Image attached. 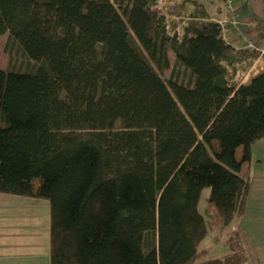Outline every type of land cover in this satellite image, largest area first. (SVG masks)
Masks as SVG:
<instances>
[{"label": "trees", "instance_id": "obj_1", "mask_svg": "<svg viewBox=\"0 0 264 264\" xmlns=\"http://www.w3.org/2000/svg\"><path fill=\"white\" fill-rule=\"evenodd\" d=\"M158 1L0 0V191L48 199L50 264H250L238 228L200 261V201L245 210L264 67L230 78L260 49L204 9L175 35Z\"/></svg>", "mask_w": 264, "mask_h": 264}, {"label": "rangeland", "instance_id": "obj_2", "mask_svg": "<svg viewBox=\"0 0 264 264\" xmlns=\"http://www.w3.org/2000/svg\"><path fill=\"white\" fill-rule=\"evenodd\" d=\"M222 1L224 16L228 15V9H225L226 1L227 8L232 9L233 14L238 13L235 22L232 21L238 34L246 40L245 43L248 47L255 45L252 48H257L254 43L255 38L243 26L244 19L242 14L240 15L243 6L240 5V0L235 1L240 5L238 11L235 10L232 0ZM157 7V9L167 12L160 2L157 3ZM231 15L230 13V18ZM224 16H220L218 19L223 21ZM7 38L8 32L0 35V64L3 66L9 62L17 63L22 60L17 45L6 46ZM263 57L264 54L257 53L249 59L250 63L245 62L246 66L243 64L241 68L245 70L247 67L251 69L254 67L259 70L264 67ZM239 76L241 77V73L236 79L232 76L230 80H239ZM242 150L243 146L239 145L236 148V156L241 157ZM263 169L264 137L252 145L250 160L242 164L241 175H252L251 193L249 198V193L247 195L244 212L241 215H236L228 221L229 223H225L222 213L216 211L211 204L204 200L200 201L201 209L212 213V217L207 219L209 232L203 240L208 251L200 261L229 253L230 248L226 244L227 238L233 230L238 228L244 246H246L249 263L264 264V180L260 179L263 174H254V171L260 173ZM49 222V201L47 198L0 191V264H50ZM132 263V258L128 257L125 264Z\"/></svg>", "mask_w": 264, "mask_h": 264}, {"label": "crops", "instance_id": "obj_3", "mask_svg": "<svg viewBox=\"0 0 264 264\" xmlns=\"http://www.w3.org/2000/svg\"><path fill=\"white\" fill-rule=\"evenodd\" d=\"M159 0L158 2L164 5V8L167 10L166 18H167V27L169 31L174 32L180 36L182 34V29L187 20L198 10L204 9L209 15L213 16V18L218 19L220 16H224L223 13V1L222 0ZM245 1V2H244ZM240 5L243 8L240 10V15L244 19V25L250 33L251 36L255 38V40L261 44L263 40L259 37V24H264V0H240ZM264 60V57H263ZM237 68L233 77H236L241 73V77L237 82L246 81L251 74L256 73L258 69H254V67L250 69L243 70L241 66L245 64V60L239 61L236 63ZM246 66V64H245ZM264 137V136H263ZM262 137V138H263ZM261 139V138H260ZM260 139L256 140L259 141ZM259 161V159H258ZM254 174H263L260 176V179L264 180V169L258 173L254 171ZM250 175V174H249ZM252 177V175H250ZM251 189L248 195L250 196ZM248 255V253H247Z\"/></svg>", "mask_w": 264, "mask_h": 264}, {"label": "built area", "instance_id": "obj_4", "mask_svg": "<svg viewBox=\"0 0 264 264\" xmlns=\"http://www.w3.org/2000/svg\"><path fill=\"white\" fill-rule=\"evenodd\" d=\"M233 1V5H234V8H235V10L236 11H238L239 9V7H240V5H239V3L238 2H235V1H237V0H232ZM227 2H228V0H227ZM156 8H158L157 7V5L155 6ZM225 9H228V15L226 14L225 16H224V19H223V21H221L220 19H216L218 22H220V24L221 25H225L226 23H230V24H232V21H234L235 22V20L237 19V17H238V13L237 14H233V10L232 9H230V8H227V4H226V1H225ZM159 10V9H158ZM230 10V11H229ZM160 11H162L161 9H160ZM230 13L232 14L231 15V18H230ZM236 23H238V21H236ZM242 24H243V22H242ZM232 25H234V24H232ZM235 26V25H234ZM243 26H245V25H243ZM236 27V26H235ZM236 30H237V28H236ZM237 34H238V31H237ZM238 36L245 42L246 40H244L239 34H238ZM254 43H256V47L257 48H255V49H260V54H264V46H262L260 43H258L257 41H254ZM245 45H246V43H244ZM247 46V45H246ZM255 45H253V46H249V47H254Z\"/></svg>", "mask_w": 264, "mask_h": 264}, {"label": "water", "instance_id": "obj_5", "mask_svg": "<svg viewBox=\"0 0 264 264\" xmlns=\"http://www.w3.org/2000/svg\"><path fill=\"white\" fill-rule=\"evenodd\" d=\"M175 35H177V33H175Z\"/></svg>", "mask_w": 264, "mask_h": 264}]
</instances>
